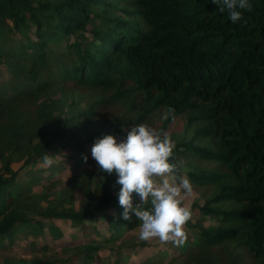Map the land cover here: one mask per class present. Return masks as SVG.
<instances>
[{
  "label": "trees",
  "instance_id": "obj_1",
  "mask_svg": "<svg viewBox=\"0 0 264 264\" xmlns=\"http://www.w3.org/2000/svg\"><path fill=\"white\" fill-rule=\"evenodd\" d=\"M250 2L233 24L212 0H0V250L45 230L62 241L53 220L82 239L63 256L44 246L30 264L128 263L136 245L123 235L139 220L122 218L117 175L88 152L105 135L143 122L168 133L184 117L175 176L213 190L199 213L215 225L191 226L194 241L172 260L264 264V0ZM78 90L91 93L84 109ZM45 151L72 162L57 198L47 180L67 167H43ZM14 157L34 167L21 183Z\"/></svg>",
  "mask_w": 264,
  "mask_h": 264
},
{
  "label": "clouds",
  "instance_id": "obj_2",
  "mask_svg": "<svg viewBox=\"0 0 264 264\" xmlns=\"http://www.w3.org/2000/svg\"><path fill=\"white\" fill-rule=\"evenodd\" d=\"M212 2L221 13H228L233 24L243 20V12L252 10L250 0ZM174 112L169 106L162 118L174 119ZM175 148L176 143L167 132L143 122L132 126L121 142L113 135L97 139L91 147V156L102 172L117 175L116 183L121 185L118 194L123 209L121 216L130 220L133 213L138 218L141 241L155 239L162 244L183 247L188 240L186 226L193 216L185 200L192 195L193 187L186 177L177 182ZM55 163L54 155L45 151L42 166L51 167ZM133 193L140 198L135 206ZM149 203L151 206L145 207Z\"/></svg>",
  "mask_w": 264,
  "mask_h": 264
},
{
  "label": "rangeland",
  "instance_id": "obj_3",
  "mask_svg": "<svg viewBox=\"0 0 264 264\" xmlns=\"http://www.w3.org/2000/svg\"><path fill=\"white\" fill-rule=\"evenodd\" d=\"M1 79L7 80L9 78V75L5 72L4 67H1ZM76 100L79 102V108L84 109L86 108L88 104V98L91 96V93L84 92L82 90H78L75 93ZM183 127H184V117H180L176 119L174 122V125L171 127L170 132L168 134L175 138L181 137L183 134ZM126 139V136L119 137L117 139L118 142H121ZM91 160L94 162L95 160L91 156V152H88ZM13 161V168L15 171L19 172V183L26 180L28 176L32 173V168H21V160L17 157L12 158ZM55 165H64L67 168L61 172V174L54 175L52 178H48L47 182L53 187V193L52 198H57L61 190L65 187L66 183L71 178V167L72 162L65 160V159H56ZM208 168L213 169L214 167L211 164H207ZM185 175H182L181 178H185ZM93 180V177L88 179V182H91ZM103 181V178H102ZM193 193L191 196L187 197L185 200V203L188 204L193 212V216L191 221L187 224L186 230L188 233V240L186 241V244L181 247L184 248L187 246L188 242L194 241V238L196 236L195 231L200 230L199 227H191L195 225L197 222H201L203 228L214 226L215 223L213 220H210L208 217H204L199 213L200 208L204 204V201L206 197H208L212 191L208 188H198L193 186ZM209 190V191H208ZM32 192H40L39 187H35ZM74 207L75 210H79L81 207V202L74 196ZM63 233L64 239L62 241H56L53 242L49 236V233L47 230L44 231L45 238L44 240L35 239L33 236L30 235H22L18 236L16 239V242L14 246L12 247V250L10 251H2L0 250V264H30L31 259H33L34 256H40V249L44 246H48L50 249V254L57 255V256H63L67 250H70L73 246L77 245V242L73 241L71 239V236H77L82 239V236L80 234V231L72 229L69 224L62 222V221H53L51 220ZM138 227L134 228L130 232H125L123 235V238H126V241H134V244L137 246V244L144 243L146 246L141 247H134L130 251L131 257L130 261L125 264H183V262L186 260V256L182 255L178 260H180L178 263H175L172 259L176 256L178 257L180 252L174 251L176 247H174L171 243L162 244L158 240H152V241H141L138 238ZM93 236H89L86 241L92 240ZM161 252L166 253L161 254ZM101 255L106 256V258L112 259V261L115 260V252H113L111 249L106 247V251H100ZM78 264V263H77ZM107 264V263H104Z\"/></svg>",
  "mask_w": 264,
  "mask_h": 264
}]
</instances>
